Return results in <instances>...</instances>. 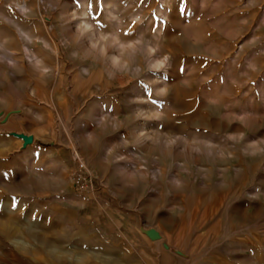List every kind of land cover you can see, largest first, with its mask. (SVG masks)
Listing matches in <instances>:
<instances>
[{"label":"rangeland","instance_id":"obj_1","mask_svg":"<svg viewBox=\"0 0 264 264\" xmlns=\"http://www.w3.org/2000/svg\"><path fill=\"white\" fill-rule=\"evenodd\" d=\"M124 253L264 264V0H0V264Z\"/></svg>","mask_w":264,"mask_h":264},{"label":"built area","instance_id":"obj_2","mask_svg":"<svg viewBox=\"0 0 264 264\" xmlns=\"http://www.w3.org/2000/svg\"><path fill=\"white\" fill-rule=\"evenodd\" d=\"M78 175L76 178V188L81 192L82 190L86 189L88 183L90 182V177L87 174L85 163L78 159Z\"/></svg>","mask_w":264,"mask_h":264},{"label":"water","instance_id":"obj_3","mask_svg":"<svg viewBox=\"0 0 264 264\" xmlns=\"http://www.w3.org/2000/svg\"><path fill=\"white\" fill-rule=\"evenodd\" d=\"M15 137L23 140V147L26 148L27 146L31 145L34 143V138L33 136H27L25 134H18V133H14L13 134ZM147 236L150 238V239H158L159 238V234L154 232V231H149L147 233Z\"/></svg>","mask_w":264,"mask_h":264},{"label":"crops","instance_id":"obj_4","mask_svg":"<svg viewBox=\"0 0 264 264\" xmlns=\"http://www.w3.org/2000/svg\"><path fill=\"white\" fill-rule=\"evenodd\" d=\"M17 138V137H16ZM19 139V138H18ZM36 143V139L34 140V143L33 144H35ZM33 144H31V146L33 145ZM30 146V145H29ZM28 147V146H27ZM111 224H110V221H107L106 223H105V226H110ZM130 241V240H129ZM144 252H141V251H139L138 252V254H139V258L140 259H142L143 258V254ZM124 256L122 257V259H124V260H126L127 262H128V264H141V263H136L135 262V258L131 255V254H123ZM144 259V258H143Z\"/></svg>","mask_w":264,"mask_h":264},{"label":"bare ground","instance_id":"obj_5","mask_svg":"<svg viewBox=\"0 0 264 264\" xmlns=\"http://www.w3.org/2000/svg\"><path fill=\"white\" fill-rule=\"evenodd\" d=\"M85 16H86V13H83ZM86 25H90V22L89 21H86ZM102 35V34H101ZM100 35V36H101ZM103 37V36H102ZM116 39V38H115ZM118 41V40H117ZM95 41H93V43H94ZM96 44V43H95ZM99 45V44H98ZM103 48V47H102ZM27 52H29V56H30V59H31V61H32V64H34L35 66H39L40 64H41V60L39 59V57L34 53V52H32V51H30V50H28L27 49ZM27 54V53H26ZM28 55V54H27ZM118 55V54H117ZM110 57H112V56H110ZM118 57V56H117ZM121 58V57H120ZM29 59V60H30ZM113 59H115L114 57H113ZM117 59V58H116ZM112 60V59H111ZM117 61V60H116ZM120 61V60H119ZM112 62V61H111ZM113 63V62H112ZM42 65V64H41Z\"/></svg>","mask_w":264,"mask_h":264}]
</instances>
